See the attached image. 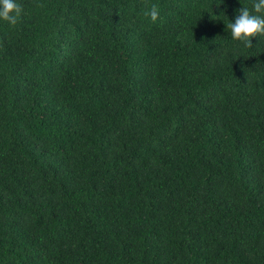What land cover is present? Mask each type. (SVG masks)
<instances>
[{"label":"trees","instance_id":"obj_1","mask_svg":"<svg viewBox=\"0 0 264 264\" xmlns=\"http://www.w3.org/2000/svg\"><path fill=\"white\" fill-rule=\"evenodd\" d=\"M16 2L0 264H264V36L226 27L254 0Z\"/></svg>","mask_w":264,"mask_h":264},{"label":"clouds","instance_id":"obj_2","mask_svg":"<svg viewBox=\"0 0 264 264\" xmlns=\"http://www.w3.org/2000/svg\"><path fill=\"white\" fill-rule=\"evenodd\" d=\"M22 11V6L16 0H0V20L14 26ZM144 15L156 22L159 16L157 6L153 4ZM226 27L233 41L252 47L251 38L264 36V0H254L251 10L247 7L240 9L234 22H228Z\"/></svg>","mask_w":264,"mask_h":264}]
</instances>
